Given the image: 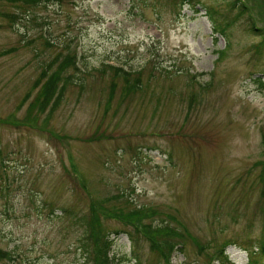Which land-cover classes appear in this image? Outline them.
<instances>
[{
  "label": "rangeland",
  "instance_id": "rangeland-1",
  "mask_svg": "<svg viewBox=\"0 0 264 264\" xmlns=\"http://www.w3.org/2000/svg\"><path fill=\"white\" fill-rule=\"evenodd\" d=\"M240 1L264 28V0ZM21 5L0 0V264H97L107 239L114 264H224L222 248L251 264L264 37L247 15L224 0Z\"/></svg>",
  "mask_w": 264,
  "mask_h": 264
},
{
  "label": "trees",
  "instance_id": "trees-1",
  "mask_svg": "<svg viewBox=\"0 0 264 264\" xmlns=\"http://www.w3.org/2000/svg\"><path fill=\"white\" fill-rule=\"evenodd\" d=\"M13 3H18V4H22L21 6H25V7H32V6H36L39 4V2L41 0H11ZM187 2H189L190 0H185ZM226 2H228V6L230 7V9L232 10H236V15L234 17L235 20H238L240 18H242L243 16L247 15V28L250 32H252L255 35H260L264 37V28L263 27H259L256 25V22L253 20V18H251L249 16V13L255 17V14L253 12H256V14L259 16V12L256 11L253 7H251L248 3H244L241 2L240 0L236 1V0H224ZM20 2V3H19ZM214 10H210V20H212L213 22V28L216 31H221V27H219V23L216 21L215 17H214ZM254 14V15H253ZM234 21V20H233ZM229 25V24H227ZM221 26V25H220ZM222 34L224 33V31L222 30L221 32ZM224 50L219 51V56L218 58H220L223 54H224ZM122 71V69H117ZM127 73H130L129 71ZM53 79H55L54 81H56L55 77H51ZM56 83V82H55ZM150 226L152 227V225L150 224ZM148 226L146 228V232L150 233L149 231V227ZM157 227V226H155ZM154 227V228H155ZM112 245L113 242L112 240H108L105 242V245H103L102 247H100L98 249V255H96V262L97 264H114V261H112V256L110 255L111 253V249H112ZM152 249L153 250H159L160 246L158 244L153 243L152 244ZM84 250L88 252V248L86 245L83 246ZM171 250V249H170ZM225 248H222L221 250V254H222V258H223V262L224 264H228L230 260V256L228 254H225L226 252L224 251ZM96 253V254H97ZM252 257V259H251ZM251 259V260H250ZM249 263L254 264L256 262L264 264V241H261L258 250H251L249 251Z\"/></svg>",
  "mask_w": 264,
  "mask_h": 264
}]
</instances>
